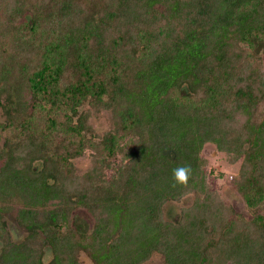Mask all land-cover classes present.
Instances as JSON below:
<instances>
[{"label": "trees", "instance_id": "trees-1", "mask_svg": "<svg viewBox=\"0 0 264 264\" xmlns=\"http://www.w3.org/2000/svg\"><path fill=\"white\" fill-rule=\"evenodd\" d=\"M263 48L264 0H0V264H264Z\"/></svg>", "mask_w": 264, "mask_h": 264}, {"label": "rangeland", "instance_id": "rangeland-1", "mask_svg": "<svg viewBox=\"0 0 264 264\" xmlns=\"http://www.w3.org/2000/svg\"><path fill=\"white\" fill-rule=\"evenodd\" d=\"M264 56V48L261 50ZM91 123L98 134H103L104 132L110 130L113 126L110 121L109 113H101L98 115L91 116ZM203 156L208 160L209 169L216 171V173H223L224 178H213L211 183L214 187L219 190L223 198L230 203L238 212L246 214V207L242 197L236 191L234 187V179L238 174L239 166L230 164L225 154L219 153L212 144H207L204 149ZM76 165L86 171L91 166L89 159H78L75 161ZM192 202V197H185L180 203H170L167 206V218L171 219L178 215L179 209L182 206H188ZM9 229L15 241H21L25 236L26 232L17 224L16 220L12 216L6 217ZM76 222L78 226L83 229L90 231L93 226L92 217L86 212H78L76 214ZM87 264H91L86 257H84ZM162 258L154 257L152 261L146 264H160Z\"/></svg>", "mask_w": 264, "mask_h": 264}, {"label": "clouds", "instance_id": "clouds-1", "mask_svg": "<svg viewBox=\"0 0 264 264\" xmlns=\"http://www.w3.org/2000/svg\"><path fill=\"white\" fill-rule=\"evenodd\" d=\"M173 182L175 185L186 187L192 175L190 165H180L172 170Z\"/></svg>", "mask_w": 264, "mask_h": 264}]
</instances>
